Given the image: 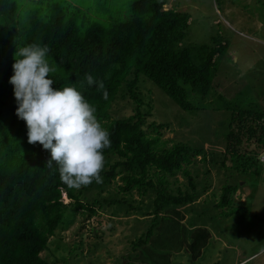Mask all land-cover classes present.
<instances>
[{
    "label": "trees",
    "instance_id": "1",
    "mask_svg": "<svg viewBox=\"0 0 264 264\" xmlns=\"http://www.w3.org/2000/svg\"><path fill=\"white\" fill-rule=\"evenodd\" d=\"M166 4L167 0H129L125 19L115 10L117 18L109 17L102 24L67 0H25L24 4L0 0V264H53L41 254L78 218L88 221L104 206L141 211L148 193L154 194L147 214L150 221L122 262L127 258L144 264H182L172 262L170 256L185 254L189 264H195L201 256L210 233L204 228L190 230L192 217L182 208L191 206L198 192L197 165L214 163L213 154L161 139L167 126L146 120L152 119L147 81L184 112L199 110L189 103L190 97L209 99L212 105L218 93L213 71L218 58L228 54L229 42L217 31L207 44L185 45L191 17L180 9V1L167 10ZM20 8L26 9V17L21 18ZM32 43L50 48L46 59L57 66L50 73L53 88L80 91L109 132L111 147L102 150L103 183L69 189L60 180L57 165L45 166L50 152L39 143H28V129L16 115L18 105L9 80L17 48ZM85 74L103 81L106 100L103 90L87 85ZM119 98L126 105L113 106ZM128 103L134 104L130 114ZM228 105L222 168L252 170V163L264 152V110ZM237 190L222 185L219 200L214 199L220 216L247 214L231 207ZM103 192L108 196L103 198Z\"/></svg>",
    "mask_w": 264,
    "mask_h": 264
},
{
    "label": "rangeland",
    "instance_id": "2",
    "mask_svg": "<svg viewBox=\"0 0 264 264\" xmlns=\"http://www.w3.org/2000/svg\"><path fill=\"white\" fill-rule=\"evenodd\" d=\"M67 1L102 24L109 17L117 18V13H123L119 18L128 16L129 0ZM175 1H180V9L191 17L185 45L207 44L220 31L229 42V50L218 58L213 71L218 93L212 105L209 99L190 97L189 103L199 110L184 112L147 81L152 119L146 120L167 126L161 131L162 140L183 142L213 154L214 163L197 165L198 192L193 204L182 208L187 217H192L190 230L204 228L211 237L195 264H264V163L260 161L264 152L252 163V170L245 166L238 172L227 171L221 164L228 131L226 104L231 109L258 106L264 110V0H167L164 9H170ZM25 12V8L19 9L21 18L26 17ZM121 105H126L121 98L113 103L115 107ZM133 106L127 104L128 114ZM114 116L122 118L120 113ZM178 178L183 181L181 176ZM222 185L238 188L231 207H240L247 214L219 215L221 210L214 205V199ZM101 196L108 195L103 192ZM153 197L148 193L142 198L141 211L104 206L88 221L78 218L70 229L51 239L49 251L41 256L53 264H144L128 262L127 258L122 262V257L131 252V242L146 230ZM170 259L182 264L191 262L185 254L171 255Z\"/></svg>",
    "mask_w": 264,
    "mask_h": 264
},
{
    "label": "clouds",
    "instance_id": "3",
    "mask_svg": "<svg viewBox=\"0 0 264 264\" xmlns=\"http://www.w3.org/2000/svg\"><path fill=\"white\" fill-rule=\"evenodd\" d=\"M47 45L35 43L17 48L12 65L13 85L18 107L16 115L25 121L28 143H39L50 152L46 167L58 166L60 180L69 189L103 183L101 172L105 166L103 151L111 147L110 134L95 116L96 108L74 87L54 89L50 73L57 66L46 57ZM88 86L95 85L108 93L102 80L85 74ZM264 163V162H262Z\"/></svg>",
    "mask_w": 264,
    "mask_h": 264
},
{
    "label": "built area",
    "instance_id": "4",
    "mask_svg": "<svg viewBox=\"0 0 264 264\" xmlns=\"http://www.w3.org/2000/svg\"><path fill=\"white\" fill-rule=\"evenodd\" d=\"M260 161L264 162V158H262Z\"/></svg>",
    "mask_w": 264,
    "mask_h": 264
}]
</instances>
